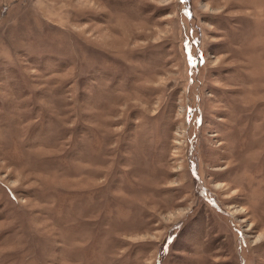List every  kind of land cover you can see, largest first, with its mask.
Instances as JSON below:
<instances>
[{
	"label": "rangeland",
	"instance_id": "374dc122",
	"mask_svg": "<svg viewBox=\"0 0 264 264\" xmlns=\"http://www.w3.org/2000/svg\"><path fill=\"white\" fill-rule=\"evenodd\" d=\"M0 264H264V0H0Z\"/></svg>",
	"mask_w": 264,
	"mask_h": 264
}]
</instances>
